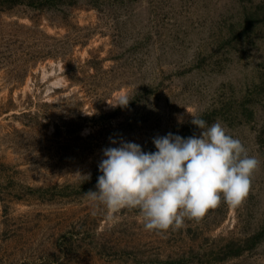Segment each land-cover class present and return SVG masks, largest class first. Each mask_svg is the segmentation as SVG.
Segmentation results:
<instances>
[{"label":"rangeland","instance_id":"obj_1","mask_svg":"<svg viewBox=\"0 0 264 264\" xmlns=\"http://www.w3.org/2000/svg\"><path fill=\"white\" fill-rule=\"evenodd\" d=\"M187 111L260 161L245 202L163 235L94 209L102 150ZM0 264H264V0H0Z\"/></svg>","mask_w":264,"mask_h":264},{"label":"clouds","instance_id":"obj_2","mask_svg":"<svg viewBox=\"0 0 264 264\" xmlns=\"http://www.w3.org/2000/svg\"><path fill=\"white\" fill-rule=\"evenodd\" d=\"M128 102L121 95L110 104L126 106ZM189 114L199 135L157 136L152 141L154 152L124 141L104 148L96 190L85 193L92 207L103 209L110 222L122 211L136 210L144 230L156 235L178 231L186 220L199 223L222 202L240 207L260 161L221 122L209 126Z\"/></svg>","mask_w":264,"mask_h":264}]
</instances>
